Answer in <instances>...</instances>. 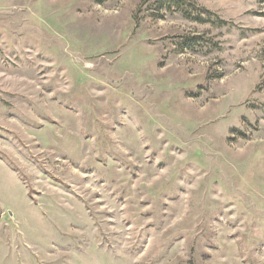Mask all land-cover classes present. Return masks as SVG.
<instances>
[{"label": "rangeland", "instance_id": "rangeland-1", "mask_svg": "<svg viewBox=\"0 0 264 264\" xmlns=\"http://www.w3.org/2000/svg\"><path fill=\"white\" fill-rule=\"evenodd\" d=\"M158 2L0 0V264H264V0Z\"/></svg>", "mask_w": 264, "mask_h": 264}, {"label": "trees", "instance_id": "trees-1", "mask_svg": "<svg viewBox=\"0 0 264 264\" xmlns=\"http://www.w3.org/2000/svg\"><path fill=\"white\" fill-rule=\"evenodd\" d=\"M160 4L164 5L166 8H168L169 12L172 9H176L177 11H181L182 13H185L184 6L185 2L184 0H159ZM200 20V19H195ZM199 38H191L186 39L185 45L189 48V50H193L198 42Z\"/></svg>", "mask_w": 264, "mask_h": 264}]
</instances>
